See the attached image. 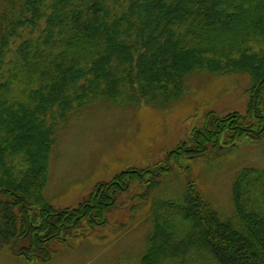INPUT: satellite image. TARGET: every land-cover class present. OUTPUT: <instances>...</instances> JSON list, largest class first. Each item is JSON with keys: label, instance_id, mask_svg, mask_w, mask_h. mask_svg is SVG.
<instances>
[{"label": "trees", "instance_id": "trees-1", "mask_svg": "<svg viewBox=\"0 0 264 264\" xmlns=\"http://www.w3.org/2000/svg\"><path fill=\"white\" fill-rule=\"evenodd\" d=\"M249 74L246 114L206 113L203 127L169 154L201 157L264 137V0H3L0 11V251L46 263L52 243L106 226L115 194L153 173L122 172L91 201L57 210L45 197L57 130L96 100L155 108L197 72ZM96 103V102H95ZM151 175L149 181L144 174ZM114 195V197H113ZM233 214L193 184L156 198L137 264H264V171H241Z\"/></svg>", "mask_w": 264, "mask_h": 264}, {"label": "rangeland", "instance_id": "rangeland-1", "mask_svg": "<svg viewBox=\"0 0 264 264\" xmlns=\"http://www.w3.org/2000/svg\"><path fill=\"white\" fill-rule=\"evenodd\" d=\"M3 0H0V11ZM254 83L249 74L197 72L176 98L153 107L102 100L69 113L57 130L49 160L46 199L57 209L77 208L91 201L101 186L122 172L153 173L159 166L171 171L156 177L159 185L130 183L115 194V207L106 226L77 230L69 244L52 243L50 261L40 263L0 251V264H137L146 250L152 227L151 207L156 198L184 194L189 184L206 196L224 216L233 214L232 187L245 169L264 171V137L260 144L242 140L201 157H182L181 165L169 154L188 143L193 131L203 127L206 113L220 117L246 114ZM144 181L152 179L146 173ZM114 197V195H113Z\"/></svg>", "mask_w": 264, "mask_h": 264}]
</instances>
